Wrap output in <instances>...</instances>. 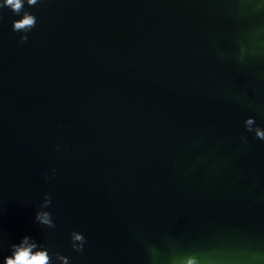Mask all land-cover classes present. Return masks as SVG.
Segmentation results:
<instances>
[{
	"label": "water",
	"instance_id": "1",
	"mask_svg": "<svg viewBox=\"0 0 264 264\" xmlns=\"http://www.w3.org/2000/svg\"><path fill=\"white\" fill-rule=\"evenodd\" d=\"M16 3L0 264H264V0Z\"/></svg>",
	"mask_w": 264,
	"mask_h": 264
},
{
	"label": "clouds",
	"instance_id": "2",
	"mask_svg": "<svg viewBox=\"0 0 264 264\" xmlns=\"http://www.w3.org/2000/svg\"><path fill=\"white\" fill-rule=\"evenodd\" d=\"M5 4L8 7L13 9H18L20 7L19 3H16V0H5ZM23 26H34L33 19H24L22 23H16L15 28L19 29ZM37 219H43L45 223L48 222L47 216H37ZM79 238V237H78ZM27 242V238H25L24 243ZM35 247V244H32L29 247L21 245H14L13 255L11 257L5 258V264H47L48 256L46 251H36L32 252V248Z\"/></svg>",
	"mask_w": 264,
	"mask_h": 264
}]
</instances>
